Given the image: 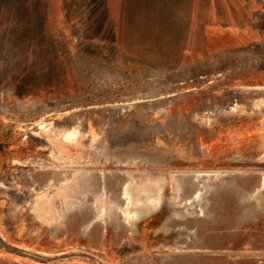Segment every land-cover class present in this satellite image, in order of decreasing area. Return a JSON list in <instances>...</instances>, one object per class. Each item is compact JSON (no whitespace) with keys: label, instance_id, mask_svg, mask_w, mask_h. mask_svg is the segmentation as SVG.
<instances>
[{"label":"rangeland","instance_id":"obj_1","mask_svg":"<svg viewBox=\"0 0 264 264\" xmlns=\"http://www.w3.org/2000/svg\"><path fill=\"white\" fill-rule=\"evenodd\" d=\"M263 182L264 0H0V264H264Z\"/></svg>","mask_w":264,"mask_h":264},{"label":"bare ground","instance_id":"obj_2","mask_svg":"<svg viewBox=\"0 0 264 264\" xmlns=\"http://www.w3.org/2000/svg\"><path fill=\"white\" fill-rule=\"evenodd\" d=\"M159 194L160 192L157 194H152L151 190L148 188L145 190L143 189V191L141 190L136 192V189L133 188L132 183L129 184L128 187L124 188L123 195L127 200V207L123 211L124 217L126 221H128L130 227L134 228L140 219L154 211H157L160 208L161 196H159Z\"/></svg>","mask_w":264,"mask_h":264}]
</instances>
